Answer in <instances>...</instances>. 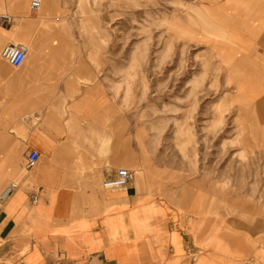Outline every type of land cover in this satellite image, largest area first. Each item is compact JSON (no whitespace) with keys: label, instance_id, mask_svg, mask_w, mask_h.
Here are the masks:
<instances>
[{"label":"rangeland","instance_id":"rangeland-1","mask_svg":"<svg viewBox=\"0 0 264 264\" xmlns=\"http://www.w3.org/2000/svg\"><path fill=\"white\" fill-rule=\"evenodd\" d=\"M227 1L59 0L49 22L59 45L50 50L42 41L41 63L49 68L110 64L105 71L129 105L134 150L148 168L145 179L128 168L131 183L145 184L154 203L167 198L181 206L168 212L187 228V264H264V119L242 133L239 116L250 105L241 109V97L252 89L241 85L234 56L245 47L227 46L219 20L217 34L197 21L200 8L219 14ZM260 37L246 47L264 52ZM26 41L14 43L28 52L37 41ZM242 57L264 67L262 54ZM36 59L19 69L5 62L6 71Z\"/></svg>","mask_w":264,"mask_h":264},{"label":"crops","instance_id":"crops-1","mask_svg":"<svg viewBox=\"0 0 264 264\" xmlns=\"http://www.w3.org/2000/svg\"><path fill=\"white\" fill-rule=\"evenodd\" d=\"M30 1L0 0V16H12L7 23L0 20V53L20 36L36 40L43 56V40L61 39L46 29L60 13L59 0H47L48 18L31 10ZM225 4L219 14L213 7L198 10L202 28L227 38L232 48L242 44L241 56L264 55L246 47L255 46L258 35L259 45L264 40V0ZM260 12L250 23L252 13ZM201 13L208 19L201 20ZM218 20L223 27L216 33ZM36 58L32 69L6 71L0 56V193L16 183L0 201V264H172L175 258V264L185 263L181 249L186 251L188 231L168 212L180 205L167 198L152 202L150 190L133 179L123 188L101 185L117 168L136 167L140 179L148 172L144 154L134 150L139 146L129 105L123 93L115 95L105 71L110 64L49 68ZM30 150L40 159L26 167ZM163 215L169 221L155 225L154 218Z\"/></svg>","mask_w":264,"mask_h":264},{"label":"bare ground","instance_id":"bare-ground-1","mask_svg":"<svg viewBox=\"0 0 264 264\" xmlns=\"http://www.w3.org/2000/svg\"><path fill=\"white\" fill-rule=\"evenodd\" d=\"M31 2H32V0L30 1V4H31ZM30 4H29V7H30ZM51 6L52 5L49 4V2L47 0H40L39 10L41 12H43L45 16L48 17L49 14H47V13L52 12ZM11 18H12V16H11ZM46 29H47V32L53 31V27H49ZM25 39H26L25 37L22 38L19 36V38L17 40L19 42H24ZM45 42H46L45 45L48 46L50 50H51L52 46L56 44V42H54L51 38L46 39ZM10 45L23 46V45L18 44V43H11ZM23 47H25V46H23ZM28 51H30V52H27L26 59H25L24 63L22 64V66L24 64L26 65L28 58L29 59H35V57L43 58L42 55L40 56L41 50L38 51L36 49L35 44H33V46H31V44H30V50H28ZM44 55H45V53L43 54V56ZM50 55H52V54H50ZM0 56H1V53H0ZM46 58H48V57H46ZM43 60H44V58H43ZM234 60H235V69L237 70V73H241L240 74L241 81H242L241 85L243 84L242 85L243 87H244V85L249 86L252 89V91L248 93L246 98L241 97V101H242L241 109H246V107L250 105L249 106L250 110H243L239 116V120L241 123V130H242V133L245 134L246 131H248L252 128H255L257 124L259 125V121L264 119V100H262V98H261L262 94H264V67H261V66L259 67V65H256V63H253L254 61H251V60L247 59L246 57H242V56H234ZM47 61L51 62V59L47 60ZM24 69H32V67L28 66L27 68L24 67ZM239 70H240V72H238ZM245 138H247V137H245ZM250 138L256 139V137L253 135ZM250 138H247L246 140L248 141V139L250 140ZM179 260H180L179 258H175V260L172 261V264L179 262Z\"/></svg>","mask_w":264,"mask_h":264},{"label":"built area","instance_id":"built-area-1","mask_svg":"<svg viewBox=\"0 0 264 264\" xmlns=\"http://www.w3.org/2000/svg\"><path fill=\"white\" fill-rule=\"evenodd\" d=\"M40 0H32L30 4V9L33 11H39ZM0 20L2 22H10L12 20L11 16L8 14H2L0 16ZM27 49L23 46H13L8 45L4 47L1 51V57L11 66L18 68L22 66L26 59ZM40 159V155L35 150H30L27 153L26 157V167H32L35 165ZM133 179V171L128 168H117L115 175L109 177L102 181L101 185L104 189H113V188H123L127 185L129 181ZM16 187L15 182H11L5 189L0 193V201L5 200L8 196H10L13 190ZM31 202H37V195L31 194Z\"/></svg>","mask_w":264,"mask_h":264}]
</instances>
